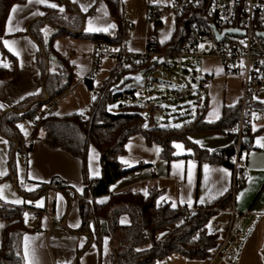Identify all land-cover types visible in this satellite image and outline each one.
Masks as SVG:
<instances>
[{
	"label": "crops",
	"instance_id": "obj_1",
	"mask_svg": "<svg viewBox=\"0 0 264 264\" xmlns=\"http://www.w3.org/2000/svg\"><path fill=\"white\" fill-rule=\"evenodd\" d=\"M67 1L84 17L81 31L92 34L109 33L116 29V27H108L115 23L103 0H75V2L73 0H47V3L39 4H29L27 0L16 4L21 6L22 10H18L15 14L10 11L5 26V35L0 44V69L12 73L8 78L0 79V105H3L0 110L3 112L12 109L23 99L42 92L43 80L38 63L39 45L29 33L30 26L35 21L43 19L45 9L51 8L47 6L48 4L54 3L59 7L52 9L63 8L65 12ZM173 1L123 0V20L131 25L126 30L127 49L132 52L145 50L147 34L152 29L147 19L149 9L153 6H167ZM33 13H43V15H33ZM10 15L12 19L9 25ZM90 20L93 28H106L107 30L88 31ZM9 28L12 30L9 31ZM53 30L54 27L51 25L43 27L45 40L50 38L54 33ZM175 30L176 17L167 14L162 20L158 34L159 43H169ZM4 41L14 42L10 45L11 50ZM53 47L56 53L67 59L71 65L75 82L69 91L73 89L70 91L72 95L77 90L81 101L84 100L82 94L84 98L86 96L88 101L85 100L86 104L83 105L87 107V110L83 112V115L77 110L79 109L77 105L79 98L74 103H70L73 104L72 108L69 107L66 101L69 97L65 96L69 92L67 91L53 100L59 102L58 106L48 108L47 103L42 107L41 113L58 117L75 114L86 116L94 102V99L90 97V93L93 96L94 83L92 82L91 89L86 77L93 68V54L96 45L92 40L70 34L54 39ZM161 56L169 55L154 53L152 59L155 60ZM203 60L204 76L202 79L211 77L212 81L201 95L206 101L205 122L212 124L222 118L226 107L233 108L239 105L243 79L240 75L227 73L216 59L207 57ZM4 64L8 67H3ZM117 65L118 63L115 62L109 75L97 87L98 89L109 79ZM50 72H60L57 60H53ZM130 76L123 80H129L128 77L131 79ZM262 101L264 98L260 99L261 103ZM26 119L29 121L26 122L23 119L18 123L24 139L23 145L31 144L24 158L20 156L21 151H18L19 145L4 137L0 132V172L6 173L0 175V196L3 197L0 198V206L23 208L35 204L37 208L47 211L45 216L22 210L28 228L23 238V255L26 264H110L111 248L108 239L98 241L96 237L80 231L82 223L80 201L83 198L86 180L101 176L99 150L93 145L89 147L84 171V164L80 158L66 150L47 144L42 130H39L36 138H33L36 125L32 119ZM20 125L23 129L19 127ZM262 137H264V120H258L252 125L250 135L247 137L250 151L246 159L250 176L238 187L235 194V208L239 212L249 211V215L240 221L238 236H231L229 239V244L232 246L230 258L198 260L172 254L157 264H264V148L257 143ZM196 141L201 143H196ZM174 144H181L183 147L177 149ZM234 144H236V136L232 132H195L189 135L188 143L181 140L173 141V157L166 158L162 156L163 147L159 143H148L143 134H133L125 144V152L118 157L119 162L129 173L113 184L111 191L114 194L132 192L144 197H148L151 191H155L160 194L157 199L158 203L165 199L166 203L174 209L189 208L196 211L208 209L231 192L233 171L226 165L199 159V153L200 155L201 153L210 154ZM221 169L227 170L230 175H226L220 171ZM55 176L62 177L67 183L66 191L47 187ZM225 188L227 191L220 195ZM78 189L83 191H78ZM145 189L147 196L144 195ZM17 200L22 202L16 203ZM108 200L109 195L96 199L98 203L100 201L106 203ZM40 201L43 202L42 207L37 206ZM55 218L59 219L60 224L54 223ZM213 218L223 225H227L231 219L229 213L223 209L214 212ZM238 221V219L235 220L236 223ZM76 224H79V227L73 226ZM0 225L3 226L0 227L1 244L7 222L0 218ZM225 230V227L221 230L223 235ZM25 237H28L27 255ZM106 241L107 244H105Z\"/></svg>",
	"mask_w": 264,
	"mask_h": 264
},
{
	"label": "trees",
	"instance_id": "obj_2",
	"mask_svg": "<svg viewBox=\"0 0 264 264\" xmlns=\"http://www.w3.org/2000/svg\"><path fill=\"white\" fill-rule=\"evenodd\" d=\"M26 1L0 0V44L12 7ZM103 1L106 2L116 25V29L109 33L91 34L81 31L84 17L68 1L65 12L46 8L43 19L32 23L29 33L39 45L38 63L42 73L43 90L37 95L23 99L6 112L0 110V132L19 145L18 151H28L31 144L23 145L24 139L18 123L36 116L37 118L33 120L36 125L33 138L42 130L47 144L80 158L84 164V171L89 147L93 145L99 150L101 176L86 180L83 198L80 201L82 220L80 231L96 237L98 241L108 239L111 248L110 264H157L172 254L189 259H211L220 245L223 234L214 232L208 223L214 212L226 209L231 203V192L210 207L211 209L198 210L189 221L179 224L178 222L184 219L185 212L181 208H172L168 203L160 206L157 202L160 194L155 191H151L148 197L132 192L114 194L111 191L113 184L129 173L119 162L118 157L125 152V144L133 134H143L148 143H159L163 147L162 156L166 158L173 157V141L181 140L188 143V137L192 133L215 131L235 134L232 127L239 118V105L233 108L226 107L222 118L217 123L210 124L205 122L206 101L202 99L201 94H196L194 112L191 109L184 115L174 112V115H178L174 121L179 123H172L160 117L168 115L169 112L155 103L157 97L145 98L146 94L138 95L136 89L120 91L115 86L127 76L157 71L160 64L152 59L154 53L176 57L179 49L187 43L194 23L200 24L204 31H210L214 16L209 13V0H200L196 6L189 7L178 15L171 41L160 44L157 40L151 47L153 54L147 60H132L126 65L118 64L109 79L98 90V96L94 99L86 119L76 114L58 117L41 113L43 106L67 92L75 82L71 65L67 59L58 55L53 47L54 39L71 34L92 40L95 45L125 44L127 34L121 24L123 0ZM46 25L54 27V33L48 40H45L43 34V27ZM53 60H57L60 65L59 73L50 72ZM11 75L12 73L0 69V79ZM86 81L92 89V81L87 79ZM121 98L129 99L131 102L119 104L115 110H110L109 104ZM161 110L165 112L161 114L159 112ZM249 135L250 131L245 135L242 145L244 150L250 149L247 140ZM235 154L236 144L210 154L199 153L198 158L232 167L231 159ZM105 195H109L106 203L96 201ZM123 216L127 217L128 222L121 223ZM0 218L7 222L0 244V264H26L23 238L28 228L24 212L20 208L0 206Z\"/></svg>",
	"mask_w": 264,
	"mask_h": 264
},
{
	"label": "built area",
	"instance_id": "obj_3",
	"mask_svg": "<svg viewBox=\"0 0 264 264\" xmlns=\"http://www.w3.org/2000/svg\"><path fill=\"white\" fill-rule=\"evenodd\" d=\"M200 0H174L167 6H153L149 9L147 19L152 29L147 34L146 48L143 52H132L125 44L120 46H108L98 44L93 54V68L86 77L93 81L98 72L102 59H115L118 64H129L132 60H147L153 53V47L160 33L162 20L167 14L175 17L183 13L187 8L194 7ZM209 13L214 16V23L210 31H204L202 26L194 23L188 41L182 46L177 58L204 59L207 57L218 60L224 70L229 74L240 75L243 79L242 94L239 102V118L232 127L236 136V154L231 159L233 165V184L231 189V203L223 209L229 213L230 222L223 225L220 221L211 218L209 227L214 232H221L225 227V234L220 240L218 249L213 254L211 260L216 258L229 259L232 246L229 244L231 236H238L240 221L249 215V211L239 212L235 208V194L240 185L246 182L250 176V170L247 164L246 156L250 149H242L245 135L251 131L252 125L258 120H264V104L260 99L264 98V39L258 35L264 32V0H209ZM121 24L127 30L130 23L121 20ZM215 26L220 32L224 29H239L244 31V36L227 35L224 41H218L215 37L212 27ZM212 81L211 77L202 79L199 87L193 91L189 86L178 97L191 95L193 92L202 94L206 91ZM93 96H98V91L92 90ZM83 116V119H86ZM32 116V120L36 119ZM27 151L20 152L21 157L26 156ZM48 188L65 191L68 189L67 183L60 176L53 177L47 184ZM166 203L165 199L160 200L159 205ZM21 210H27L34 214L47 215L45 209H40L33 204L31 207H23ZM185 212L184 219L178 223L182 224L191 219L196 210L182 208ZM239 221L236 223L235 220ZM55 224H60L59 219L55 218Z\"/></svg>",
	"mask_w": 264,
	"mask_h": 264
},
{
	"label": "rangeland",
	"instance_id": "obj_4",
	"mask_svg": "<svg viewBox=\"0 0 264 264\" xmlns=\"http://www.w3.org/2000/svg\"><path fill=\"white\" fill-rule=\"evenodd\" d=\"M155 61H157L160 64L157 71L136 73L130 76L131 79L127 81H124L122 79L119 82H117L115 86H118L120 91H128L131 89H136L138 95L146 94L145 98L157 97V99H155V103L159 107L168 109L169 112L168 115L165 116L160 115V117L162 119H167L172 123H179V121L177 122L174 121V118H176L175 116L178 115H174L173 113L177 112L181 115H184L186 112H189L190 109L192 110V112H194L196 108L195 97H194L196 95V92H193L191 95H186L182 97H178V94L182 93L189 86L193 89V91L199 87L200 80L204 76V68H203L204 60L191 59L187 57L177 58L171 56H161L155 58ZM115 62H117V60L115 59H106V58L102 59L100 67L98 68V72L92 81L94 83L93 89L97 91L99 90L97 87L100 86L103 79L109 75L110 73L109 71L113 67ZM152 77L173 82L175 83V85L169 86V85H162L157 82H153L151 81ZM70 91L65 94L67 98L69 97L66 100L67 103H69V107L72 108L73 104L70 103H74V101H77L79 98L77 104L79 109L77 110L81 112H85L87 110V107L84 106L86 104L85 103L86 96L84 98V94H82L84 100L82 99L83 101H81L80 94L78 93L77 90H75V92L72 93V95ZM85 91L87 90L85 89ZM90 97L93 98L91 93H90ZM86 101H88V99ZM130 102L131 101L129 99L121 98L111 102L109 104V109L115 110V108L119 104H128ZM58 104L59 102L57 101H51L46 106H48V108H54L58 106ZM159 112H161L162 114L165 112V110H161ZM23 121L27 122L29 120L25 119ZM121 220L127 221V217L123 216Z\"/></svg>",
	"mask_w": 264,
	"mask_h": 264
},
{
	"label": "snow or ice",
	"instance_id": "obj_5",
	"mask_svg": "<svg viewBox=\"0 0 264 264\" xmlns=\"http://www.w3.org/2000/svg\"><path fill=\"white\" fill-rule=\"evenodd\" d=\"M73 2H75V0H73ZM28 3L29 4H32V3H47V0H28ZM48 7H51V8H57V7H59L58 5H56V4H54V3H52V4H48L47 5ZM18 10H22L21 9V6H19V5H16V6H13V8H12V10H11V12L13 13V14H15ZM61 12H63L64 11V9L63 8H60L59 9ZM84 10L86 11V8H84ZM37 14H39V15H43V13H33V15H37ZM11 19H12V17H11V15H10V17H9V25L11 24ZM108 27L109 28H115L116 26L114 25V24H111V25H108ZM12 29L11 28H9V31H11ZM107 29L105 28V29H98V28H93V26H92V21L90 20L89 21V27H88V31H106ZM4 43H5V45L6 46H9V48H10V50H11V47H10V45L12 44V43H14V42H9V41H4ZM3 67H8V65L7 64H4L3 65ZM93 99H95V97H93ZM262 103H264V101H262ZM3 107V105H0V108H2ZM57 115H58V113H57ZM81 115H83V112H81ZM211 122V121H210ZM21 129H23V126L22 125H20L19 126ZM145 127H146V125H145ZM175 127H180V125H175ZM261 141H264V137H262V138H260V140H258L257 141V143L259 144V146L260 147H262V148H264V143H261ZM4 143H7L6 141H4ZM196 143H201L200 141H196ZM174 147H176L177 149H182V147H183V145H181V144H174ZM157 151H159V149H157ZM211 151V150H210ZM125 163H127V161H125ZM205 168L207 169V166H205ZM220 171H222V172H224L226 175H230V173H228L227 172V170H224V169H221ZM4 174H6V173H4V172H0V175H4ZM94 174H98V173H94ZM29 190H31V189H29ZM78 191H83L82 189H78ZM225 191H227V188H225L221 193H220V195H223V193L225 192ZM147 190L145 189L144 190V195L145 196H147ZM0 198H3L2 196H0ZM61 199H62V197H61ZM16 203H21L22 201H20V200H17V201H15ZM104 201H100V203H103ZM201 203H203V200H201ZM37 206L38 207H42L43 206V202L42 201H40V202H38L37 203ZM173 207H175V205L173 204ZM126 221H124V220H122L121 221V223H125ZM74 227H79V224H76V225H73ZM0 227H3L2 225H0ZM27 241H28V237H25V253H26V255H27V252H28V243H27ZM105 244H107V241L105 242Z\"/></svg>",
	"mask_w": 264,
	"mask_h": 264
},
{
	"label": "water",
	"instance_id": "obj_6",
	"mask_svg": "<svg viewBox=\"0 0 264 264\" xmlns=\"http://www.w3.org/2000/svg\"><path fill=\"white\" fill-rule=\"evenodd\" d=\"M212 31H213V33H214V35L218 41H224L225 37L227 35L244 36V34H245L244 31H241L239 29H234V28L233 29H224L222 32H220L215 26L212 27ZM258 35L264 39V32H260V33H258ZM151 81L157 82V83L162 84V85H169V86L175 85V83H173V82L163 80L160 78H156V77H152Z\"/></svg>",
	"mask_w": 264,
	"mask_h": 264
}]
</instances>
